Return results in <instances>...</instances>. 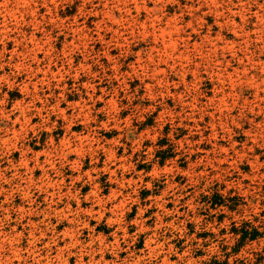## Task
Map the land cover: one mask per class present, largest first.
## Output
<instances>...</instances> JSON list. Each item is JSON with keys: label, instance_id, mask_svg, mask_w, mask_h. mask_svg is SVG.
<instances>
[{"label": "rangeland", "instance_id": "obj_1", "mask_svg": "<svg viewBox=\"0 0 264 264\" xmlns=\"http://www.w3.org/2000/svg\"><path fill=\"white\" fill-rule=\"evenodd\" d=\"M0 264H264V0H0Z\"/></svg>", "mask_w": 264, "mask_h": 264}, {"label": "trees", "instance_id": "obj_2", "mask_svg": "<svg viewBox=\"0 0 264 264\" xmlns=\"http://www.w3.org/2000/svg\"><path fill=\"white\" fill-rule=\"evenodd\" d=\"M258 234H259V232H258L257 230H254V231H252V232L245 231V232L242 234L241 239H242V240H245V239H247L248 237L254 239V238L257 237Z\"/></svg>", "mask_w": 264, "mask_h": 264}]
</instances>
